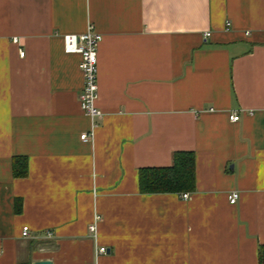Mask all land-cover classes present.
<instances>
[{"label":"crops","instance_id":"0c3cea01","mask_svg":"<svg viewBox=\"0 0 264 264\" xmlns=\"http://www.w3.org/2000/svg\"><path fill=\"white\" fill-rule=\"evenodd\" d=\"M89 26L94 117L63 43ZM176 151L194 153L188 197L141 193L139 169ZM260 245L264 0H0V264H259Z\"/></svg>","mask_w":264,"mask_h":264},{"label":"built area","instance_id":"2783aa9c","mask_svg":"<svg viewBox=\"0 0 264 264\" xmlns=\"http://www.w3.org/2000/svg\"><path fill=\"white\" fill-rule=\"evenodd\" d=\"M229 25V22L226 23ZM101 38V35L89 26L88 29L79 34H65L63 35L64 50L67 53H78L80 56L79 69L82 73L83 84L78 95L79 106L83 112L87 115L94 117L100 116L101 113L95 105V100L97 98V46ZM19 54L23 56L24 51L20 50ZM229 119L231 121H238L240 115L237 111H230ZM89 132H84L80 135V138L87 141L90 137ZM182 198H187L188 193L184 192L181 194ZM239 198V193L237 191H231L227 195L228 202L235 204ZM100 216L95 214L94 220L89 224V231L96 235V223L99 221ZM28 234V227L24 226L22 228V235L26 236ZM50 234V233H48ZM107 251L106 247L98 246L95 250V254L105 253Z\"/></svg>","mask_w":264,"mask_h":264},{"label":"trees","instance_id":"16d2710c","mask_svg":"<svg viewBox=\"0 0 264 264\" xmlns=\"http://www.w3.org/2000/svg\"><path fill=\"white\" fill-rule=\"evenodd\" d=\"M27 162L24 157H15L12 161L15 176L26 174ZM138 186L141 193L186 192L194 189V153L176 151L168 166L142 167L138 171ZM21 207L17 199L16 212ZM259 264H264V245L259 246Z\"/></svg>","mask_w":264,"mask_h":264},{"label":"water","instance_id":"95a60500","mask_svg":"<svg viewBox=\"0 0 264 264\" xmlns=\"http://www.w3.org/2000/svg\"><path fill=\"white\" fill-rule=\"evenodd\" d=\"M32 264H53L51 260L44 259V260H37L34 261Z\"/></svg>","mask_w":264,"mask_h":264}]
</instances>
